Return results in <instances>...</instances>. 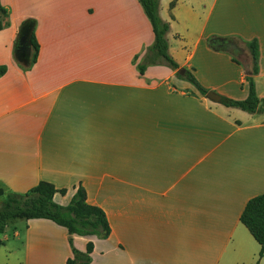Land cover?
<instances>
[{
	"label": "crops",
	"instance_id": "crops-1",
	"mask_svg": "<svg viewBox=\"0 0 264 264\" xmlns=\"http://www.w3.org/2000/svg\"><path fill=\"white\" fill-rule=\"evenodd\" d=\"M6 3L0 206L39 182L65 190L53 200L66 206L81 187L110 235L14 222L0 234V264H65L72 247L84 252L89 243V264H264L239 221L246 203L264 194V114L208 101L164 62L140 74L154 35L137 0H22L13 12ZM158 14L180 71L220 98H247L246 44L256 40L254 81L264 101V0H159ZM26 22L38 45L27 69L16 59ZM177 24L183 33L172 32ZM216 40L243 45L250 66L210 46Z\"/></svg>",
	"mask_w": 264,
	"mask_h": 264
},
{
	"label": "trees",
	"instance_id": "trees-1",
	"mask_svg": "<svg viewBox=\"0 0 264 264\" xmlns=\"http://www.w3.org/2000/svg\"><path fill=\"white\" fill-rule=\"evenodd\" d=\"M137 1L150 22L154 35V44L146 53L143 64L138 67L140 74L144 72L146 65H158L164 62L169 68L176 71L177 79L188 82L201 96H205L210 91L201 87L190 72L180 71L178 64L168 53L166 35L170 26L159 17V0ZM6 17L5 9L0 6V19ZM2 23L0 21V30L4 28ZM246 45L251 58V71L246 76L249 89L248 96L242 101L221 97V105L248 115L260 116L264 114V101L258 98L254 81V76L258 74V46L256 40ZM28 47L29 53L24 58L25 63L22 64L25 69L35 64L37 60L38 45L33 31L29 37ZM5 72L6 67L0 66V77ZM260 102L262 105L259 107ZM65 193V190H57L52 184L39 182L35 188L23 195L6 194L0 206V234L5 232L9 224L16 221L46 220L65 229L70 236L108 239L110 228L106 216L100 208L87 204L85 190L79 187L66 206L56 204L53 200L54 196L56 194L63 196ZM2 195L3 191L0 190V197ZM239 221L260 246L259 257L262 258L264 256V194L253 197L246 203ZM91 252V243L87 245L84 252L72 247V257L65 264H89Z\"/></svg>",
	"mask_w": 264,
	"mask_h": 264
},
{
	"label": "rangeland",
	"instance_id": "rangeland-1",
	"mask_svg": "<svg viewBox=\"0 0 264 264\" xmlns=\"http://www.w3.org/2000/svg\"><path fill=\"white\" fill-rule=\"evenodd\" d=\"M6 5H8L7 7L11 9V11L13 12L14 10H17L19 8H23L24 5H22V0H4ZM200 9L199 8V12H200ZM206 9V8H205ZM0 21H5V18L4 19H0ZM197 24V23H196ZM186 27L188 28V33L190 35H194L196 32H197V28L195 27V24L193 23H187L185 24ZM182 25L180 24H177V25H173V29H172V32L174 33H183L184 30L182 29L181 27ZM169 43H172V45L170 44L171 47H174V46H178V41L175 42L174 46H173V41L172 39L169 40ZM210 45L218 48V49H223V50H226L228 51L229 53H231L232 57L239 63H242V64H247L248 66H250V63L248 64L247 62V57L245 55V48L243 47V45L237 43V42H234V41H230V42H220V41H215V42H210ZM143 64L140 63L139 66H141ZM138 66V67H139ZM249 68V67H248ZM264 81L262 80H259L258 82V93L259 94H264V84H263ZM238 111V110H237ZM241 112V111H240ZM3 191V190H1ZM4 191H3V195L4 196ZM3 198V197H2ZM17 224H23L24 221H16ZM11 229L7 230L6 233H5V236L8 238L9 236H11ZM0 239H4V235L3 236H0ZM0 252L4 253V249H0Z\"/></svg>",
	"mask_w": 264,
	"mask_h": 264
},
{
	"label": "water",
	"instance_id": "water-1",
	"mask_svg": "<svg viewBox=\"0 0 264 264\" xmlns=\"http://www.w3.org/2000/svg\"><path fill=\"white\" fill-rule=\"evenodd\" d=\"M33 28L32 22H26L19 34L18 38V47L16 48V59L22 64L25 63V56L29 53V37ZM206 99L214 104H221V98L214 92H208L205 95ZM262 105V102L259 103V107Z\"/></svg>",
	"mask_w": 264,
	"mask_h": 264
}]
</instances>
